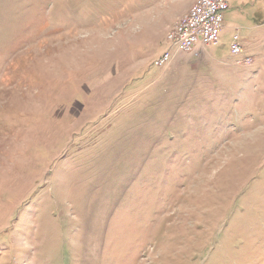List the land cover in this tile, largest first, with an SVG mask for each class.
Here are the masks:
<instances>
[{
    "label": "rangeland",
    "instance_id": "1",
    "mask_svg": "<svg viewBox=\"0 0 264 264\" xmlns=\"http://www.w3.org/2000/svg\"><path fill=\"white\" fill-rule=\"evenodd\" d=\"M226 1L184 54L195 0H0V264H264V0Z\"/></svg>",
    "mask_w": 264,
    "mask_h": 264
},
{
    "label": "built area",
    "instance_id": "2",
    "mask_svg": "<svg viewBox=\"0 0 264 264\" xmlns=\"http://www.w3.org/2000/svg\"><path fill=\"white\" fill-rule=\"evenodd\" d=\"M228 10L226 0H197L187 15L167 35V42L171 51L192 54L199 47H208L219 42V36L224 28V16ZM231 51L240 54L243 51L239 43V36H235ZM171 60L169 53L164 54L157 61L163 67ZM247 58L246 64H252Z\"/></svg>",
    "mask_w": 264,
    "mask_h": 264
},
{
    "label": "crops",
    "instance_id": "3",
    "mask_svg": "<svg viewBox=\"0 0 264 264\" xmlns=\"http://www.w3.org/2000/svg\"><path fill=\"white\" fill-rule=\"evenodd\" d=\"M197 0H195V2H196ZM218 44V43H217ZM214 45H216V44H214ZM211 46H213V45H211ZM211 46H208V47H202L203 49H209ZM243 52V51H242ZM247 59V58H246ZM245 59V60H246ZM245 60L244 61H242V62H237L236 64H240V63H243L244 62V64H245ZM246 65V64H245Z\"/></svg>",
    "mask_w": 264,
    "mask_h": 264
}]
</instances>
